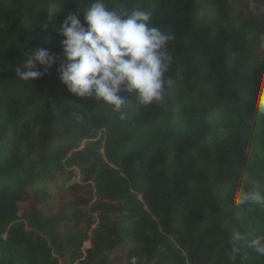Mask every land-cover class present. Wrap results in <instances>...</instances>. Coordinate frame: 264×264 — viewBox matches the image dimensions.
<instances>
[{"label": "trees", "instance_id": "obj_1", "mask_svg": "<svg viewBox=\"0 0 264 264\" xmlns=\"http://www.w3.org/2000/svg\"><path fill=\"white\" fill-rule=\"evenodd\" d=\"M93 2L0 0V264H264V203H235L264 196V0H104L174 37L163 100L121 91L125 120L59 80L52 26ZM31 47L57 58L33 83Z\"/></svg>", "mask_w": 264, "mask_h": 264}, {"label": "clouds", "instance_id": "obj_2", "mask_svg": "<svg viewBox=\"0 0 264 264\" xmlns=\"http://www.w3.org/2000/svg\"><path fill=\"white\" fill-rule=\"evenodd\" d=\"M57 16L56 5L52 4L45 30ZM150 21L151 16L145 11L117 13L109 10L104 0H94L83 13L66 16L58 28L56 24L52 26L62 37L63 62L57 69L60 82L78 98L103 102L118 113L121 120L128 118L125 107L128 102L119 95L121 91L133 95L141 106L161 102L165 84L171 83L165 81L164 76L172 62L167 45L174 37L151 26ZM56 60L48 49L31 47L15 74L20 80L33 83L44 75L39 67L50 68ZM260 111L264 114V100ZM235 203L237 206L264 203V196L259 191L241 189ZM259 243V240L253 241L248 246ZM255 250L264 254V247H255ZM130 264H138V258L131 257Z\"/></svg>", "mask_w": 264, "mask_h": 264}, {"label": "rangeland", "instance_id": "obj_3", "mask_svg": "<svg viewBox=\"0 0 264 264\" xmlns=\"http://www.w3.org/2000/svg\"><path fill=\"white\" fill-rule=\"evenodd\" d=\"M260 10H261V12L263 13V15H264V3L263 4H260ZM234 201V200H233ZM231 208V207H230ZM234 208H235V206H234Z\"/></svg>", "mask_w": 264, "mask_h": 264}]
</instances>
